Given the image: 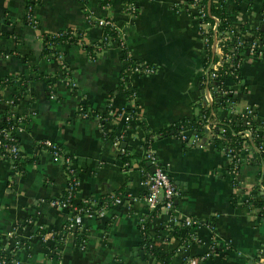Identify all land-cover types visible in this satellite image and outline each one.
<instances>
[{
    "label": "crops",
    "instance_id": "0c3cea01",
    "mask_svg": "<svg viewBox=\"0 0 264 264\" xmlns=\"http://www.w3.org/2000/svg\"><path fill=\"white\" fill-rule=\"evenodd\" d=\"M190 2L35 0L33 26L26 20L27 0H0V125L10 110L26 119L17 133L23 168L0 157V246L12 251L11 264H161L146 258L142 246L150 213L147 173L154 167L147 150L180 190L173 208L162 207L150 222L156 245L178 249L167 227L181 236L189 229L194 237L188 249L177 250L172 264L196 262L212 247L204 264H264V214L252 202L264 194L261 147L245 144L234 176L231 157L224 145L214 144L210 130L196 142L157 134L209 108L207 89L217 100ZM233 6L228 0L232 28L256 41L260 54L247 50L237 75L225 79L236 110L217 113L230 120L251 109L257 129L261 124L264 130V0H245L235 12ZM102 18L114 22L121 41H106L105 29L96 24ZM67 29L82 31L81 41L59 44L57 56L45 55L46 36ZM123 46L155 68L132 77L135 98L120 89ZM81 106L89 117L79 114ZM47 142L60 147L63 157ZM126 147L132 156L128 169L122 161ZM71 176L78 190L72 208L62 210L57 202ZM187 218L191 228L184 225ZM11 232L21 241L16 250Z\"/></svg>",
    "mask_w": 264,
    "mask_h": 264
},
{
    "label": "built area",
    "instance_id": "2783aa9c",
    "mask_svg": "<svg viewBox=\"0 0 264 264\" xmlns=\"http://www.w3.org/2000/svg\"><path fill=\"white\" fill-rule=\"evenodd\" d=\"M35 0H27V9H26V20L29 24L35 26L37 24V19L34 15V8H35V3L33 4ZM111 0H106L107 5L109 4ZM133 9L134 6L130 5ZM190 6L196 11L197 17L199 19V24L201 28V32L203 34L204 38V44H205V53L207 54V58L210 57V50L212 51V57L210 60V63L208 65L209 67V80L210 83L213 87V89L216 91V97L220 95H228L231 91L227 89L226 87L222 88L216 85L215 80L216 78H219L222 76V79H226L230 75H237L238 69L240 67V64L242 62L244 53L248 50L253 53L260 54L258 44L256 41H246L241 35L236 33V31L231 28L228 29L222 33H218L217 30V40H216V48H215V53L213 54V44H214V27L215 23H211L210 21L207 22H202L200 19L206 17L207 11H208V5L205 0H191ZM91 16V15H90ZM217 20V19H216ZM218 21V20H217ZM96 24L103 29H106L107 27L115 29L114 22L109 19V18H102L99 19ZM219 24V21H218ZM211 27V28H210ZM212 29V32L211 30ZM128 51V50H127ZM123 54H124V46H123ZM128 58L133 57L130 52L128 51ZM7 56V55H6ZM124 63H128V59L125 58L123 60ZM155 72V68L152 67L151 65H148L145 62L141 61H136L130 63L128 65L127 69L124 72L123 75V81L125 83V89L129 93L130 98H135L136 93L135 90L133 89L132 86V75H139L143 73H153ZM224 83V82H223ZM72 86L75 85L74 82H70ZM228 105L229 109L232 111L236 110L234 109V101L228 100ZM79 114L87 118L91 115V113L88 110H85L83 106L80 107L79 109ZM255 113L251 110L248 109L245 112H242L240 116L243 118V122L247 125L251 124L252 119L254 118ZM111 115H115V113L111 112ZM132 115L129 114L127 115L126 119L130 121L132 118ZM23 122H20L16 124L15 127H13L10 130H5V131H0V136L5 137L6 139L9 140L8 143H3V141L0 138V157H7L10 156L11 158H17L21 156V148H20V143L17 137V133L21 132V127H22ZM215 126V125H214ZM206 129L210 130L212 135H213V142H214V137L216 136L217 139H223L222 134H218L215 132L213 127L210 124H206ZM260 129V130H259ZM258 131H254L251 128H246L245 131L243 132V135L245 138H248L252 143H253V135L254 132H257V139L259 141H262V145L260 146L262 150H264V130L263 126L260 124L259 128L257 129ZM202 137L201 134L194 132L193 134H188L185 133V131H181V139L182 140H190V142H196L200 140ZM121 139L117 137L116 139V145L119 146ZM49 148H51V152L58 156V157H63L62 152L60 147H57L56 145L47 142L46 143ZM226 152L227 154L231 157L233 160L235 156L232 154V148L226 147ZM10 158V159H11ZM145 158L150 161L152 165H154L155 170L153 172H148V193L146 195L147 198V203H148V211H153L157 208L160 207H167V208H173L175 200L180 196V190L175 184V182L172 180L170 177L169 173L167 172L166 168L164 167L163 164L160 163L159 159L153 153L151 150H147L145 152ZM66 163L70 164L71 163V158L70 157H65ZM236 168L238 166L236 165ZM237 169L233 170L232 173L234 176L237 175ZM73 169L71 170V173H73ZM79 181L78 179L72 178L68 187V190L70 192V196H73V190L78 188ZM57 205L62 209V210H70L72 208L71 203L68 201H62L59 200L57 202ZM147 218V217H146ZM144 220V219H143ZM185 227L186 228H191L193 225L192 219L187 218L185 220ZM74 224H71L70 227H73ZM144 224L142 225V228H144ZM69 227V228H70ZM169 229V236L168 238H176L175 236V231L176 228L172 227H167ZM191 240H185L184 235L181 236L179 235L177 237L179 241V246H178V251L180 249H188V247L193 244L194 237L193 234L191 233ZM9 240L12 243V249L16 250L20 247L21 241L18 239L17 235L15 232H11L9 235ZM1 250L5 252L7 255L12 254V251H9L8 249L3 248V246H0ZM215 252V248L212 247L211 251L204 254L201 256L196 262H193L191 260L188 261L187 264H204V262L209 259L211 254ZM13 262L12 258L10 260H7L5 258L0 259V264H11Z\"/></svg>",
    "mask_w": 264,
    "mask_h": 264
},
{
    "label": "trees",
    "instance_id": "16d2710c",
    "mask_svg": "<svg viewBox=\"0 0 264 264\" xmlns=\"http://www.w3.org/2000/svg\"><path fill=\"white\" fill-rule=\"evenodd\" d=\"M205 1L208 5L207 15L206 17L200 19V21L202 22L210 21L213 24L216 22V19H217L219 21V24H218L219 35L220 33L228 29H231L232 28V18H231L230 11L228 10V0H205ZM232 1L234 2V6L232 10L235 12L239 9V6L243 4L245 0H232ZM209 30H211L212 32V29H209ZM105 31H106V41H109L111 39L121 41L116 29L107 27ZM82 36H83L82 31H77V30H72V29L63 30L56 34H48L45 38L44 53L45 55L57 56V54L59 53L57 50V46L59 44L78 43L79 41H81ZM127 53H128L127 48L124 47V54H123L122 59L123 60H125V58L128 59V63L125 64V67L122 71V77L128 65H130V63L132 62L137 61L134 57L128 58ZM211 57H212V51L210 50V57L207 58V62H206L207 67L210 63ZM132 77H134V75H132ZM223 82H225V79H222V76H220L219 78H216L215 80L216 85L222 88L225 87ZM120 89L125 96L127 97L129 96V93L125 89V83L122 79H121ZM22 94L23 93H21L20 95H17L16 98H21L23 96ZM228 100L235 101L233 94L231 92L226 96L224 95L217 96V100L213 102L209 108L203 107L202 113L198 117L186 118L182 120L181 122L175 124L174 126H170L157 134L162 135V136L164 135L169 136L173 134L178 137H181V131L183 130L188 135L193 134L194 132L204 135L208 132V130L205 127L206 124H210L216 133L222 134L224 137L223 139H217L215 136L214 144L217 147L224 145L226 147L232 148V154L235 156V158L231 162L230 171L232 172L233 170L237 169L239 173L241 164L243 162V150H244L245 144L247 143L250 144L251 150H254V149L256 150L260 147L261 142L256 137L257 132H254L253 143L248 138H245L243 135V132L248 127H252L256 129L254 131H258L257 124L253 119H252L251 124L246 125L243 122V118L240 115H237L235 119H230V120L220 119L218 117L217 111L219 109L229 108L228 103H227ZM83 108L87 110L86 106H83ZM130 114L133 116V111H131ZM102 118H106V116H103ZM25 120L26 119H24L21 114H18L10 110L7 112L5 119H3V122L0 125V131L10 130L13 127H15L16 124L23 122ZM0 138L3 141V143L9 142V140L3 136H0ZM151 138H152V134L151 135L148 134L147 139L145 141V146L148 147V145L151 142ZM50 150L52 149L50 148ZM124 150H125V153L122 157L123 167L125 169H128L130 167L132 156L128 154L129 153L128 147H126ZM257 155L260 158H264V150L263 151L258 150ZM137 156L139 157V155ZM3 158L10 159L11 157L7 156ZM10 160H12L19 169L23 168L24 161L22 159V156H19L17 158H11ZM141 163L143 164L144 167H147L146 161L142 160ZM236 165L238 166V168H236ZM71 179H72V176H71ZM235 181L237 183H240V180H238V176L235 178ZM77 190L78 188L75 187V189L73 190V196L71 197H69L70 192L66 191L61 200L68 201L69 203L72 204L74 194H76ZM252 202H254L256 207L260 208L261 210L260 213L264 214V194L261 198L253 199ZM87 206L83 205V209L87 208ZM159 211H160V207L153 211H150V213L147 216V219L144 220L143 222L145 226L143 228L142 246L144 248L146 258L148 257V258L156 259L161 264H172V259L177 253V249L173 251H169L167 249H164L161 246L156 245L155 236L152 235V233L150 232V222L159 214ZM179 235H180V230L176 228L175 236L178 237ZM191 237H192L191 232L188 229L183 239L191 240ZM2 258L10 260L12 256L7 255L5 252L1 250V247H0V259Z\"/></svg>",
    "mask_w": 264,
    "mask_h": 264
},
{
    "label": "water",
    "instance_id": "95a60500",
    "mask_svg": "<svg viewBox=\"0 0 264 264\" xmlns=\"http://www.w3.org/2000/svg\"><path fill=\"white\" fill-rule=\"evenodd\" d=\"M217 30H218V21L216 20V24H215V27H214V33H215V35H214V44H213V48H212L213 54L215 53V48H216V40H217V35L216 34H217ZM208 74H209V71L207 70V77H208ZM207 96H208L210 104L212 105L213 101H212V97H211L210 92H209L208 89H207ZM152 170L153 171L155 170V168L153 166H152Z\"/></svg>",
    "mask_w": 264,
    "mask_h": 264
}]
</instances>
